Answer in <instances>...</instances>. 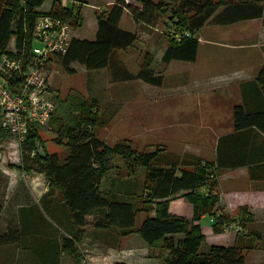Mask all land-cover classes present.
Instances as JSON below:
<instances>
[{
    "label": "trees",
    "instance_id": "trees-1",
    "mask_svg": "<svg viewBox=\"0 0 264 264\" xmlns=\"http://www.w3.org/2000/svg\"><path fill=\"white\" fill-rule=\"evenodd\" d=\"M45 1L0 0V56L12 53V42L19 51L29 50L36 20L47 12L39 9ZM50 1L52 6L47 13L68 20L74 28L82 24L81 12H73L72 0H69L70 6L65 5L63 0ZM221 7L223 10L213 18L218 24L264 16V0H115L106 12L97 15L98 31L94 40L74 36L68 50L53 58L70 73L76 72L73 67L75 63L85 66L87 70L108 69L114 61V51L126 49L138 39L136 32L120 27L121 18L128 10L137 24L156 27L162 22L168 29L171 21L178 29L174 31L177 38L169 37L162 63L195 61L200 44L195 32ZM153 65V56L147 54L137 73L118 61L112 67V74L118 81L142 79L160 85L164 76L156 75ZM256 81L264 94V63ZM77 104L79 113L71 123L67 118H60L57 129H52L55 130L53 137H44L36 125L21 144V168L46 173L51 185L60 190L73 223L78 227L74 240L65 241L67 252L81 258L76 243L82 239V228L88 223L102 229L116 226L122 229L123 234L138 233L153 249V255L160 257L157 264H247L246 251L259 245L264 249V234L260 231L249 236L240 233L241 227L236 218L224 212L220 198L214 191L218 186L217 178H214L218 170L240 166L249 167L252 188L264 190V162H260L264 158V108L246 111L245 107L236 105L234 131L219 138L216 159L205 160L194 155L163 153L165 148L160 146L143 151L126 141L110 145L95 132L96 126L103 121L97 103L83 99ZM8 136H11V132L0 126V143ZM49 140L63 146L65 152L50 151ZM114 156L126 161L128 179L105 189L102 188L103 179L114 166ZM140 169L145 171L143 193L138 194L145 197L142 207V202L138 205L137 198H132L138 193L133 177ZM205 186L209 187L206 193L203 192ZM176 195L185 197L193 204L192 219L170 212V200ZM141 212L147 215L136 226V217ZM91 215L93 218L90 221ZM204 215L213 219L212 226L216 233L234 224L238 229L236 244L204 247L206 235L200 224ZM255 239L258 244L254 243ZM156 248L160 250L157 255Z\"/></svg>",
    "mask_w": 264,
    "mask_h": 264
},
{
    "label": "rangeland",
    "instance_id": "rangeland-1",
    "mask_svg": "<svg viewBox=\"0 0 264 264\" xmlns=\"http://www.w3.org/2000/svg\"><path fill=\"white\" fill-rule=\"evenodd\" d=\"M64 1L69 3V0ZM46 5L45 10H48L52 2L47 1ZM129 19L126 18L125 24L136 30L138 39L126 49H116L112 56L115 62L108 69L87 70L76 63L73 65L76 72L70 73L56 58L51 60L48 78L57 107L53 119L43 127L38 126L42 135L53 137L60 118H67L68 123H71L72 118L79 113L77 103L88 99L97 103L103 118L95 132L110 145L126 141L138 150L150 151L160 146L165 148L163 153L194 155L212 160V146L219 143L218 136L222 133V127L227 128L224 131H228L235 126V106L241 105L246 111H255L250 106L253 101L251 96L259 94V85L253 77L259 73L264 63L263 48L256 44L258 36L233 33V26L209 23L195 32L196 36L203 39L195 61L173 60L170 64H165L161 62V58L169 37H178L174 34L178 30L176 26L171 21L168 29L162 22L156 27L136 26ZM240 24L234 27H239ZM254 26L250 25L249 31ZM169 32L171 35H168ZM35 44L42 46L39 42ZM147 54L153 56L156 75L164 76L162 84L155 85L142 79H114L112 67L116 62L121 61L131 72L137 73ZM230 117H233L232 122ZM218 121L223 124L219 125ZM20 148L12 135L4 138L0 143V161H5L7 165L19 163ZM48 148L52 152H65L63 146L52 140L48 141ZM113 159L114 166L103 179L102 188L105 189L120 185V181L128 179L126 161L118 156ZM226 170H218L214 176L218 181L214 191L220 198L224 212L231 218H236L241 227L240 233L249 236L260 231L264 234V192L248 189L242 176H237V185H232L231 173ZM144 178V169L138 170L133 177L136 181L135 189L138 190L136 195L143 193ZM207 191L209 187H203V192ZM136 195L132 198H137L138 205L142 202V207L145 197ZM246 200H253L255 203L249 204ZM146 215V212L137 215L136 226L141 224ZM236 228L234 224H230L226 230ZM135 233H130L134 236L126 243L125 254H137L134 258L139 264L143 263L141 260L146 259L147 255L150 262L159 263L160 257L154 256L153 249ZM84 234L82 233L77 246L79 253L86 259L83 262L79 259V264L118 263V252L114 249L109 251L108 259H91L96 254H92L90 250L95 253L99 250L84 248L89 245L90 240L87 236L88 239L83 242ZM254 243L258 244V240L255 239ZM208 245L210 244L205 242L204 247ZM154 250L155 255L160 253L158 248ZM246 254L249 260L247 263H264V249L260 245L246 251Z\"/></svg>",
    "mask_w": 264,
    "mask_h": 264
},
{
    "label": "crops",
    "instance_id": "crops-1",
    "mask_svg": "<svg viewBox=\"0 0 264 264\" xmlns=\"http://www.w3.org/2000/svg\"><path fill=\"white\" fill-rule=\"evenodd\" d=\"M47 1L50 0H46L39 8L40 10H45ZM127 1L135 2V0ZM63 2L69 6L71 2H74V5H71L73 12L76 13L79 10L81 12L83 22L77 28L73 27L74 36L80 39L94 40L98 31L97 15L106 12L115 3V0H72L71 2L69 1L70 3L63 0ZM222 10L223 7L205 25L214 23L213 18ZM127 17L131 19L129 21L133 24L140 26V24L135 22L132 14L128 10H125L120 21V27L136 32L132 26L125 24ZM236 24H240V26L234 27ZM252 24L255 25V28L249 31V26ZM218 25L233 26V33L257 35L259 41H264V16ZM199 40L200 46L203 43V39L199 37ZM259 41L256 44L263 48L262 52L264 54V42L259 43ZM256 77L257 74L254 75L253 79ZM258 92L259 94H253L251 96L253 101L250 106L255 110H259L257 108H264V94L260 90ZM232 120L233 117H230V122ZM218 123L219 125L223 124L221 121H218ZM225 129L227 128L222 127V133L218 137L234 131V127L228 131H224ZM217 146V143L212 146V155L210 158L212 160L216 159ZM4 162L0 161V264H77L79 259L72 253L66 251L65 241L74 240L73 236L78 232V227L73 223L69 208L61 198L60 190L51 185L45 172L34 169H22L21 158L19 163H9L7 165ZM260 162H264V158ZM226 171L231 173L232 185H237V176H242L245 180L244 184L249 186L248 189L254 190L251 186L252 182L248 166H240L227 169ZM252 190L251 192H264V190ZM227 195L229 197V193ZM246 203L254 204L255 202L253 200H246ZM170 212L192 219L194 216V207L185 197L176 195L170 200ZM92 218L93 215L89 216L90 221ZM212 222L213 220L209 215H204L200 220L203 232L206 235V243L210 245L236 244L237 228L228 229L223 233H216L213 229ZM82 229L81 233H85L83 242L85 239H88L86 238L87 236L90 237L88 241L89 245L84 248L88 250L97 248L99 250L96 253L90 250L92 254H96L94 256L90 255L91 259H108L109 251L115 250L118 252L119 257L116 261L127 264H139L134 258L137 254H125V245L134 234H123L122 229L116 226L102 229L95 227L91 223H88ZM137 235L140 236L139 234ZM143 242L147 244L144 240ZM145 257L146 259L141 260L143 261L142 264H155L154 261V263L149 261L150 258L148 255ZM80 259L83 262L86 258L82 255Z\"/></svg>",
    "mask_w": 264,
    "mask_h": 264
},
{
    "label": "built area",
    "instance_id": "built-area-1",
    "mask_svg": "<svg viewBox=\"0 0 264 264\" xmlns=\"http://www.w3.org/2000/svg\"><path fill=\"white\" fill-rule=\"evenodd\" d=\"M47 12L36 20L29 50L19 51L12 42V53L0 56V126L20 146L33 126L46 125L56 111L48 65L68 50L74 37L68 20Z\"/></svg>",
    "mask_w": 264,
    "mask_h": 264
}]
</instances>
